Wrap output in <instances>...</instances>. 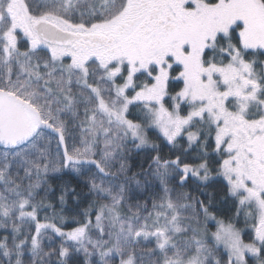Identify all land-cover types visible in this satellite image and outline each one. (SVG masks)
Wrapping results in <instances>:
<instances>
[{"label":"snow or ice","instance_id":"6c2138e0","mask_svg":"<svg viewBox=\"0 0 264 264\" xmlns=\"http://www.w3.org/2000/svg\"><path fill=\"white\" fill-rule=\"evenodd\" d=\"M0 264H264V0H0Z\"/></svg>","mask_w":264,"mask_h":264},{"label":"trees","instance_id":"16d2710c","mask_svg":"<svg viewBox=\"0 0 264 264\" xmlns=\"http://www.w3.org/2000/svg\"><path fill=\"white\" fill-rule=\"evenodd\" d=\"M165 153H167V149H165ZM195 153H192L191 156H194ZM191 158V157H190ZM65 179H68L67 177H65ZM60 182L57 181V184H59ZM72 185L75 186V181H72ZM223 193H220V197H223ZM218 207H220L222 209V215L226 218L227 215H230V213H225L223 212V205L222 204H218ZM44 213H41V217H43ZM238 227H243V218H241V222L237 225ZM245 239H247V237L245 236Z\"/></svg>","mask_w":264,"mask_h":264}]
</instances>
